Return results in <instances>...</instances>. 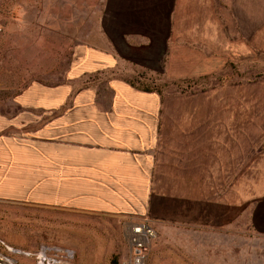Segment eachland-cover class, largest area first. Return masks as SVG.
Segmentation results:
<instances>
[{
  "label": "rangeland",
  "instance_id": "obj_1",
  "mask_svg": "<svg viewBox=\"0 0 264 264\" xmlns=\"http://www.w3.org/2000/svg\"><path fill=\"white\" fill-rule=\"evenodd\" d=\"M102 8L103 0H0V264L129 259L123 223L132 219L94 208L60 180L63 124L107 103L108 85L85 84L73 62L74 49L97 42ZM225 9L233 36L223 67L138 84L168 96L177 122L219 124L225 137L223 159L209 165L224 174L199 181L183 224L171 210L154 221L143 264H264V0H225Z\"/></svg>",
  "mask_w": 264,
  "mask_h": 264
},
{
  "label": "crops",
  "instance_id": "obj_2",
  "mask_svg": "<svg viewBox=\"0 0 264 264\" xmlns=\"http://www.w3.org/2000/svg\"><path fill=\"white\" fill-rule=\"evenodd\" d=\"M226 36L225 0H103L97 42L74 49L73 62L85 84L108 85L107 103L89 108L85 122L63 124L62 189L152 227L170 210L183 224L199 181L224 174L209 166L224 157L222 126L177 122L163 106L168 96L137 85L223 67Z\"/></svg>",
  "mask_w": 264,
  "mask_h": 264
},
{
  "label": "built area",
  "instance_id": "obj_3",
  "mask_svg": "<svg viewBox=\"0 0 264 264\" xmlns=\"http://www.w3.org/2000/svg\"><path fill=\"white\" fill-rule=\"evenodd\" d=\"M123 235L129 256L124 264H143L147 245L155 236L154 228L145 220H129L123 223Z\"/></svg>",
  "mask_w": 264,
  "mask_h": 264
},
{
  "label": "trees",
  "instance_id": "obj_4",
  "mask_svg": "<svg viewBox=\"0 0 264 264\" xmlns=\"http://www.w3.org/2000/svg\"><path fill=\"white\" fill-rule=\"evenodd\" d=\"M137 87H138V88H142V89H144V90L153 89V88H148V87H145V86H139V85H137ZM110 264H118V263H117V261H116L114 258H112V259L110 260Z\"/></svg>",
  "mask_w": 264,
  "mask_h": 264
},
{
  "label": "bare ground",
  "instance_id": "obj_5",
  "mask_svg": "<svg viewBox=\"0 0 264 264\" xmlns=\"http://www.w3.org/2000/svg\"><path fill=\"white\" fill-rule=\"evenodd\" d=\"M4 260V259H3Z\"/></svg>",
  "mask_w": 264,
  "mask_h": 264
}]
</instances>
